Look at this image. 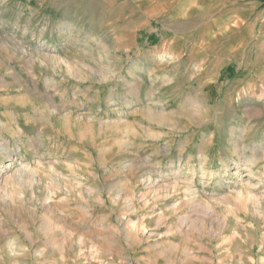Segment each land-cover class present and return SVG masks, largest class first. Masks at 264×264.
<instances>
[{
  "label": "rangeland",
  "instance_id": "obj_1",
  "mask_svg": "<svg viewBox=\"0 0 264 264\" xmlns=\"http://www.w3.org/2000/svg\"><path fill=\"white\" fill-rule=\"evenodd\" d=\"M129 13L0 0V264H264V69L210 79Z\"/></svg>",
  "mask_w": 264,
  "mask_h": 264
},
{
  "label": "crops",
  "instance_id": "obj_2",
  "mask_svg": "<svg viewBox=\"0 0 264 264\" xmlns=\"http://www.w3.org/2000/svg\"><path fill=\"white\" fill-rule=\"evenodd\" d=\"M123 1L130 7L128 25L115 21L116 37L157 40L175 60L213 71L210 79L238 65L264 69V0Z\"/></svg>",
  "mask_w": 264,
  "mask_h": 264
},
{
  "label": "bare ground",
  "instance_id": "obj_3",
  "mask_svg": "<svg viewBox=\"0 0 264 264\" xmlns=\"http://www.w3.org/2000/svg\"><path fill=\"white\" fill-rule=\"evenodd\" d=\"M37 79H38V77H37ZM32 81V80H31ZM43 85H45L47 88H55V86H57V85H60L58 82H57V80H54V79H52V78H49V77H46L44 80H43ZM45 89V88H44ZM55 91V90H54ZM51 92V91H50ZM50 92L49 91H45L44 93L46 94V95H49L50 94ZM100 95V94H99ZM43 96H44V94H43ZM55 101V98H48V105L46 106V108H50L51 107V105L50 104H52V105H54L53 104V102ZM23 103V102H22ZM19 104H21V103H19ZM18 104V105H19ZM46 105V104H45ZM21 106L22 107H28V105H23V104H21ZM52 109V108H51ZM53 109H57V108H53ZM70 113H67L64 117H65V122H63V123H65V125L66 124H68V121H69V119H70ZM80 124V123H79ZM70 135V134H69ZM77 137V136H76ZM78 140V143H82V144H88L90 141L89 140H87V137H86V135H84V136H81V135H79V137H77L76 139H75V141H77ZM81 147V146H80ZM28 166V165H27ZM25 167V166H24ZM238 195V194H237ZM243 202V201H242Z\"/></svg>",
  "mask_w": 264,
  "mask_h": 264
}]
</instances>
